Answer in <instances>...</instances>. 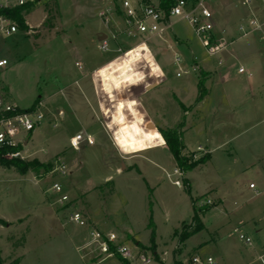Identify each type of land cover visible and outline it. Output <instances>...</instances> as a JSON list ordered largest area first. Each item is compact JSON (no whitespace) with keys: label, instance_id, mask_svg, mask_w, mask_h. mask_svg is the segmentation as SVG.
Here are the masks:
<instances>
[{"label":"rangeland","instance_id":"rangeland-1","mask_svg":"<svg viewBox=\"0 0 264 264\" xmlns=\"http://www.w3.org/2000/svg\"><path fill=\"white\" fill-rule=\"evenodd\" d=\"M240 1H206L215 36L228 45L214 57L179 19L162 38L123 36L118 16L109 26L100 19L104 0H50L27 16L29 22L44 19L31 37L24 35L30 30L0 35V59L8 61L0 68V98L22 110L38 100L35 108L47 116L23 148V161L45 168L20 174L0 166V219L6 222L0 254L6 262L88 264L67 234L52 233L55 210L70 233L89 229L80 249L97 264L123 261L99 256L93 229L115 234L150 264H192L194 257L219 254L227 264H264V87L253 80L264 75V2ZM253 17L261 31L249 26ZM105 35L108 51L101 49ZM99 66L105 67L92 72ZM202 77L205 96L198 102ZM182 124L184 154L199 161L207 156L199 146L211 152L208 163L187 173L175 165L165 140L162 147L124 152L109 129L155 133ZM76 134L93 144L73 150ZM59 159L66 163L63 174ZM54 184L68 201L59 203ZM192 201L197 210L209 209L201 220L213 235L191 229ZM77 212L88 229L70 221ZM212 236L217 245L205 248Z\"/></svg>","mask_w":264,"mask_h":264},{"label":"built area","instance_id":"built-area-1","mask_svg":"<svg viewBox=\"0 0 264 264\" xmlns=\"http://www.w3.org/2000/svg\"><path fill=\"white\" fill-rule=\"evenodd\" d=\"M50 0H0L1 8H16L30 6L35 9L44 7ZM207 0H104L103 7L99 12V17L104 25L109 26L115 17H119L125 26L122 35L127 38L159 37L162 38L166 30L171 26L174 19L187 22L193 29L196 36L201 41L209 56H218L228 48L224 39L215 36L214 18L212 11L206 5ZM257 0H241L242 6H249ZM263 1L264 0H260ZM249 26L256 31H261V25L256 19L250 20ZM16 22L0 16V35L9 37L18 32ZM246 34V33H245ZM109 36H103L101 49L109 50ZM180 58L175 59V63H180ZM220 59L219 65H222ZM8 61L0 60V68L5 67ZM240 69L239 73H244ZM179 76V74H178ZM55 115L62 117L63 112L56 110ZM46 114L39 109L22 110L18 106L0 98V150H7L3 155L6 159L27 158L24 156L23 148L30 142L32 134L38 130L46 121ZM56 128L57 125L55 124ZM115 140V136H114ZM90 136L76 134L70 139V146L73 150H79L82 143L93 144ZM115 142H117L115 140ZM59 159V169L63 174L66 170V163ZM182 172L174 170V175L181 176ZM174 184L181 187L179 180ZM251 188L254 186L251 184ZM52 190L60 195L59 203L68 201V196L64 194L63 188L59 184H54ZM70 221L80 227L87 228L86 222L80 213H73ZM90 235L93 242L98 245L99 256L110 259L119 255L131 264H150L151 259L142 253L134 252L130 247L120 244L115 234H104L96 230H91ZM240 240L247 245L251 244L250 239L240 236ZM192 264H217L214 258L194 257Z\"/></svg>","mask_w":264,"mask_h":264},{"label":"trees","instance_id":"trees-1","mask_svg":"<svg viewBox=\"0 0 264 264\" xmlns=\"http://www.w3.org/2000/svg\"><path fill=\"white\" fill-rule=\"evenodd\" d=\"M34 9L30 6H24V7H16L12 9L8 8H1L0 7V16L6 17L18 25L20 28V31L27 32L29 27L26 24L25 17L30 14ZM206 82V77H202V79L198 82V88L199 91V97L198 102L202 100L205 96V93L202 91V87ZM38 103V100L35 101L34 105L31 107V109H34L36 104ZM183 109L185 107L181 105ZM183 124L177 127L175 130H160L158 134L160 135V138L162 139L163 143L165 140V144L168 148V151L172 155L175 165L182 170L183 173H187L194 168H196L199 165H203L208 162L209 156L207 155L203 159H200L199 161H194L193 156L194 154L186 153L184 154V143H183V132L180 130L182 128ZM163 137V138H162ZM7 152V150H0V166L3 168H14L18 173L20 174H26L28 171L37 170L40 168H45L44 165H42L39 161L35 160L32 162H25L20 159H6L3 157V155ZM193 204V211L194 215L191 222V229H194L196 231H201L204 229L203 223H202V216L209 210L207 209H201L197 210ZM6 222L0 219V225H5ZM150 226H153V223L150 222ZM190 236V235H188ZM118 259L126 263L127 261L123 258H121L119 255H117ZM128 263V262H127ZM0 264H20L18 259L10 260L6 262L0 254Z\"/></svg>","mask_w":264,"mask_h":264},{"label":"crops","instance_id":"crops-1","mask_svg":"<svg viewBox=\"0 0 264 264\" xmlns=\"http://www.w3.org/2000/svg\"><path fill=\"white\" fill-rule=\"evenodd\" d=\"M35 10H33V11H35ZM30 14H28L27 16H29ZM27 16L25 17V19H26V24H27V26L30 29V35H28L27 33H24V32L23 33L27 37H31V33H35L36 32L35 30L42 26L44 19H42L41 21H38V23H37V20L35 22H29L27 20ZM18 32H21V31L18 30ZM17 33H15V34H17ZM15 34H13L11 36H14ZM0 60H3V58H1ZM76 64H78V63H76ZM103 67H105V66H99V67L96 68V70H93L92 72H94V71L96 72V71H98L99 69H101ZM2 68H4V67H2ZM250 78L252 79L253 77L252 76H248L249 80H251ZM253 80H255V82L257 84H262V85H259V86L264 87L263 86L264 75H260L259 77H255ZM260 90H261L260 87L256 88L255 93L259 94L261 92ZM178 101H180L182 103L181 100L178 99ZM112 125H114L113 124V120H112ZM119 127L120 126L114 128V127L109 126V129L114 132L115 140L117 141L116 143L119 145V147L124 152L139 153V152H144L146 150L154 149V148H157V147H160V146L162 147V145L164 144L162 139L160 138V135L158 134V132L153 133L154 130H149V131L132 130V129L126 127L128 129L127 130L126 128L119 129ZM199 149H201L200 151L204 152L205 154H207L209 156V160H208V162H209L210 159H211V152L208 151V146H205L204 148L199 146L198 150ZM250 185H249V188L253 189V188L250 187ZM50 207H52V205H50ZM50 212H52V214H53V216L51 215V217H53L54 220L56 219L55 223H58V226L54 225V227H51L53 229L52 233L54 232L56 234L57 233L61 234V233L64 232L65 234H67V236L69 237V239L72 242V244H70V245L75 248V251L80 254L81 258L85 259V260H88L87 261L88 264H97L95 260L89 258V255L86 256L85 255L86 253L84 254V252L86 250L83 251L82 249H80L79 240L84 235L87 237V235L89 234V231H88L89 229L87 228L88 229L87 231L86 230H82V231H79V232L70 233V231L65 227V225H63L62 222H60L59 213H57L55 210L50 211ZM203 226H204V230H207L208 233H209V230L206 228L204 223H203ZM46 229L47 228L44 227V230H46ZM209 234L213 235V233H211V232ZM214 236H212V238L205 244V246H204L205 248L217 245V241L219 239H216V237H214ZM249 246H251V244ZM87 251H88V249H87ZM224 256H225V254L224 255L219 254L218 257L216 259H214V260L216 261L217 264H227V263H229V261H227V259H226V263H224L225 262ZM225 258H226V256H225ZM259 259H260L261 262H264L262 257H260ZM239 261H241V258H240ZM106 262H105V264H106ZM121 264H125V263L121 262Z\"/></svg>","mask_w":264,"mask_h":264},{"label":"water","instance_id":"water-1","mask_svg":"<svg viewBox=\"0 0 264 264\" xmlns=\"http://www.w3.org/2000/svg\"><path fill=\"white\" fill-rule=\"evenodd\" d=\"M152 129H154L155 127L154 126H151Z\"/></svg>","mask_w":264,"mask_h":264}]
</instances>
